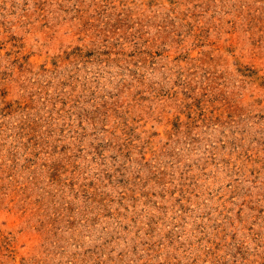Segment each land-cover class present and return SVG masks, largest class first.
Masks as SVG:
<instances>
[{
	"label": "rangeland",
	"instance_id": "obj_1",
	"mask_svg": "<svg viewBox=\"0 0 264 264\" xmlns=\"http://www.w3.org/2000/svg\"><path fill=\"white\" fill-rule=\"evenodd\" d=\"M0 264H264V0H0Z\"/></svg>",
	"mask_w": 264,
	"mask_h": 264
}]
</instances>
